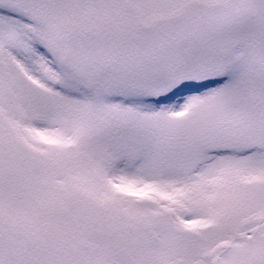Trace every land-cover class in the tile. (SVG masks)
<instances>
[{
    "label": "snow or ice",
    "instance_id": "6c2138e0",
    "mask_svg": "<svg viewBox=\"0 0 264 264\" xmlns=\"http://www.w3.org/2000/svg\"><path fill=\"white\" fill-rule=\"evenodd\" d=\"M0 264H264V0H0Z\"/></svg>",
    "mask_w": 264,
    "mask_h": 264
}]
</instances>
